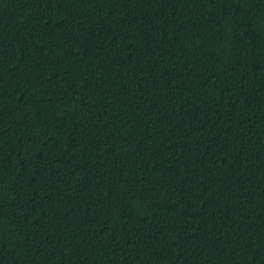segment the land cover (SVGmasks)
<instances>
[{
	"label": "trees",
	"instance_id": "16d2710c",
	"mask_svg": "<svg viewBox=\"0 0 264 264\" xmlns=\"http://www.w3.org/2000/svg\"><path fill=\"white\" fill-rule=\"evenodd\" d=\"M0 264H264V0H0Z\"/></svg>",
	"mask_w": 264,
	"mask_h": 264
}]
</instances>
